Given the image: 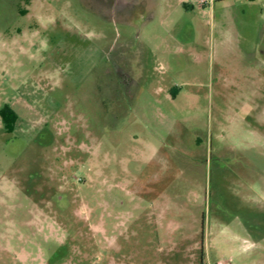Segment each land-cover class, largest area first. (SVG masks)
<instances>
[{
	"label": "rangeland",
	"instance_id": "374dc122",
	"mask_svg": "<svg viewBox=\"0 0 264 264\" xmlns=\"http://www.w3.org/2000/svg\"><path fill=\"white\" fill-rule=\"evenodd\" d=\"M219 263L264 264V0H0V264Z\"/></svg>",
	"mask_w": 264,
	"mask_h": 264
},
{
	"label": "trees",
	"instance_id": "16d2710c",
	"mask_svg": "<svg viewBox=\"0 0 264 264\" xmlns=\"http://www.w3.org/2000/svg\"><path fill=\"white\" fill-rule=\"evenodd\" d=\"M2 116H3L4 121L7 123V125L15 122L18 118L16 112L10 107L6 108L2 112Z\"/></svg>",
	"mask_w": 264,
	"mask_h": 264
},
{
	"label": "built area",
	"instance_id": "2783aa9c",
	"mask_svg": "<svg viewBox=\"0 0 264 264\" xmlns=\"http://www.w3.org/2000/svg\"><path fill=\"white\" fill-rule=\"evenodd\" d=\"M219 264H221V263H219Z\"/></svg>",
	"mask_w": 264,
	"mask_h": 264
}]
</instances>
